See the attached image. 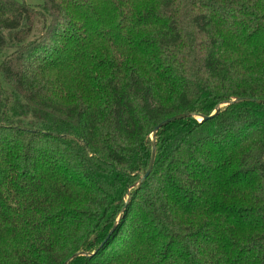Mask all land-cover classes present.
Wrapping results in <instances>:
<instances>
[{"label": "trees", "instance_id": "trees-1", "mask_svg": "<svg viewBox=\"0 0 264 264\" xmlns=\"http://www.w3.org/2000/svg\"><path fill=\"white\" fill-rule=\"evenodd\" d=\"M62 263L264 264V0H0V264Z\"/></svg>", "mask_w": 264, "mask_h": 264}, {"label": "water", "instance_id": "water-1", "mask_svg": "<svg viewBox=\"0 0 264 264\" xmlns=\"http://www.w3.org/2000/svg\"><path fill=\"white\" fill-rule=\"evenodd\" d=\"M240 100L253 101V100H251V99H240ZM226 104H227V103H222V104L217 105V106L215 107L214 111L211 113V115H210L209 117H199V118H200L199 120H205V119H208V118L212 117L213 115L216 114V112L218 111V109H219L221 106L226 105ZM183 116H184V115H177V116H173V117H170V118H168V119H165V120H163L162 122H160V123L155 127V130H157L159 127L165 125L166 123H169V122H172V121H174V120H177V119H179V118H181V117H183ZM151 139H152V137H151ZM153 157H154V149H153V144H152V152H151V156H150V158H149L148 166H147V168H146L144 174H143V175L140 177V179L138 180V183H141V182H142V181L148 176V174L150 173V171H151V167H152V163H153ZM125 204H126V202H125ZM125 204H124V206H125ZM110 233H111V231H110ZM110 233H109V234H110ZM109 234H108V235H109ZM108 235H107V237H108ZM107 237H106V238H107ZM78 255H79V254H76V255H74V256H78ZM62 264H65V263H62Z\"/></svg>", "mask_w": 264, "mask_h": 264}, {"label": "rangeland", "instance_id": "rangeland-1", "mask_svg": "<svg viewBox=\"0 0 264 264\" xmlns=\"http://www.w3.org/2000/svg\"><path fill=\"white\" fill-rule=\"evenodd\" d=\"M14 1L19 3L23 2L26 5H29L33 8H39L42 5V0H14ZM39 27L40 25L35 29L34 34H36V32L39 30Z\"/></svg>", "mask_w": 264, "mask_h": 264}]
</instances>
